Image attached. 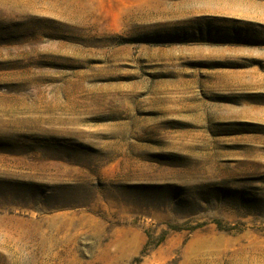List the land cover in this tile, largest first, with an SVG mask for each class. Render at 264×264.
I'll use <instances>...</instances> for the list:
<instances>
[{
	"label": "rangeland",
	"instance_id": "obj_1",
	"mask_svg": "<svg viewBox=\"0 0 264 264\" xmlns=\"http://www.w3.org/2000/svg\"><path fill=\"white\" fill-rule=\"evenodd\" d=\"M0 264H264V0H0Z\"/></svg>",
	"mask_w": 264,
	"mask_h": 264
}]
</instances>
